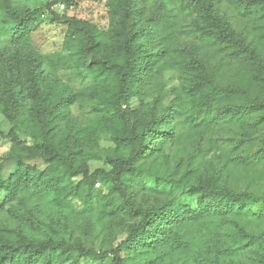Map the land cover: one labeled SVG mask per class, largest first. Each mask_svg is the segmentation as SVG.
I'll list each match as a JSON object with an SVG mask.
<instances>
[{
  "label": "trees",
  "instance_id": "1",
  "mask_svg": "<svg viewBox=\"0 0 264 264\" xmlns=\"http://www.w3.org/2000/svg\"><path fill=\"white\" fill-rule=\"evenodd\" d=\"M11 1L0 0V44L29 47L37 11L21 13L12 8ZM195 1L204 22L198 26V38L219 46L233 43L229 23L221 22L212 12L213 2ZM60 2L69 6L76 0ZM118 2L117 27L96 34L91 26L75 21L70 23L67 39L82 44L73 66L90 72L93 83L88 89L92 90L95 121L106 119L102 125L113 132L120 151L91 155L58 139L56 130L63 120L60 107L76 97L63 96L58 103L54 101L57 88L47 87V78L37 71L36 64L41 59L33 54L26 56L24 64L19 59L9 61L4 79V113L10 128L5 131L0 124V138L9 139L11 146L8 156L0 160V212L14 205L24 207L26 199L47 201L67 212L98 213L104 223L122 218L130 223L129 229L115 245L104 239L100 250L81 241L71 244L0 230V264H126L142 257H146L145 264H216L215 261L242 257L243 261L249 258L252 264H264V235L250 233L242 223L264 217V203L260 202L264 199L219 187L215 182L190 184L188 174L179 177L175 172L162 173L158 159L166 156H162L167 154L166 144L187 139L200 146L197 156H204L217 145V136L226 133L228 149L241 152L242 164L263 165L264 129L259 131L264 127V84L248 82L246 88L221 86L216 74L205 71L195 60L191 66L199 73L196 81L185 84L184 75H179V83L169 89L172 99L161 113L155 103L144 121L132 115L128 122L126 115L139 110L141 103L130 111L122 107L138 96L142 79L149 76L151 61L136 45V38L145 33V29H135L137 6L160 5L162 13L145 18V22L152 31L167 37L168 28L179 17L180 0ZM191 4L194 6L190 2L184 11L191 9ZM175 33L172 31V36ZM109 37L118 43L116 52L99 55L97 51ZM48 62L53 70L58 68L53 60ZM19 87L35 100L28 111H18ZM252 91L259 93L260 99L254 94L253 102L242 104ZM251 143L256 145L252 147ZM124 151L128 154L124 155ZM91 159L100 166L90 165ZM7 163L12 165L11 170H6ZM145 178L152 179L153 185H148ZM144 194L152 201H143ZM184 197H190L192 202L182 201ZM76 198L83 206L80 211L73 204ZM21 216L32 224L38 223L25 214Z\"/></svg>",
  "mask_w": 264,
  "mask_h": 264
},
{
  "label": "rangeland",
  "instance_id": "2",
  "mask_svg": "<svg viewBox=\"0 0 264 264\" xmlns=\"http://www.w3.org/2000/svg\"><path fill=\"white\" fill-rule=\"evenodd\" d=\"M211 1L214 8L213 14L221 22L229 23L232 29L234 42L227 46L224 44L219 46L198 38V26L204 22L195 0H180L179 17L176 24L168 28L167 37L158 35L155 30L152 31V27L145 22V18L162 13L160 5L155 4L152 8L149 6L145 8L138 4L135 29L138 32L145 29V33L136 38V45L142 47V51L150 57L151 61L148 63L149 76L142 79L138 96H134L128 106L122 107L123 111L128 107L130 111L141 103L139 110L135 109L134 113L126 115L128 122L132 120V115L140 122L144 121L151 109H154L155 103H157V112L161 113L172 99L169 89L179 83V75H184L185 84L196 81L199 73L191 66L195 60L204 66L205 71H213L221 86L246 88L248 82L264 84V0ZM190 2H193L194 6L191 4V9L184 11V7L190 5ZM11 6L21 13L37 12L34 14L29 47L19 43L0 44V124L4 130L7 131L10 128L4 113L7 104L4 94L6 85L4 79L8 75L7 63L19 59L24 64L26 56L33 54L38 60L41 59V62L36 64L37 71L40 76L47 78V87L54 85L57 88L54 101L58 103L63 96L76 97L69 105L60 107V118L63 120L59 124L60 128L56 130L57 138L83 148L91 155L120 151V143L115 141L113 132L102 125L106 119L101 118L99 122L95 121L96 114L92 113V90L88 89L93 83L90 72L85 68L78 69L73 66L78 58L76 57L78 47L82 44L67 39L70 23L75 21L91 26L96 34H101L105 30L110 32L117 27L120 23L118 0H76L69 6L60 0H12ZM172 31L176 32L173 36ZM117 48L118 43L114 37H109L102 42L97 53L99 55L115 53ZM90 55H95L94 51ZM48 60H53L58 68L53 70ZM17 90L18 111H28L35 100L26 89L19 87ZM254 94L260 99L259 93L252 91L242 104L248 105L253 102ZM263 129L264 127H261L259 133ZM217 137L218 142L215 148L201 157H198L196 153L200 146L190 139L166 144L164 152L167 154H162L166 156L158 158L161 161L160 171L164 174L175 172L179 177L188 174L190 184L215 182L219 187L253 193L264 199V163L258 167L242 164L239 161L243 156L241 152L228 149L229 143L226 141L229 135L221 133L222 138L220 135ZM255 145L256 143L252 144V147ZM10 146L9 139L0 138V160L8 156ZM123 154L128 153L124 151ZM88 163L92 166L101 164L93 159L88 160ZM11 169L12 165L7 163L6 170ZM144 180L148 185H153L152 179ZM179 191L178 195L181 189ZM143 201L151 202L152 198L144 194ZM182 201L190 203L192 199L184 197ZM25 202L24 207L14 205L0 212V230L13 231L21 237L48 238L71 244L81 241L88 247L92 246L100 250L104 239H107L109 245H115L117 240L125 237L130 226V223L122 218H115L104 223L98 213L84 214L71 210L67 212L54 207L47 201L26 199ZM260 202L264 203V200ZM73 204L79 211L83 207L77 198L73 200ZM21 214H25L26 217L38 223L32 224ZM242 223L250 233L264 235V217L253 221L245 219ZM145 258L128 260L126 264H145ZM242 258L236 261L215 262L216 264H252V261H248L249 258L244 261ZM262 262L260 261L261 264ZM92 264H99V262L94 261ZM163 264L182 263L168 261ZM187 264L196 263L187 261Z\"/></svg>",
  "mask_w": 264,
  "mask_h": 264
}]
</instances>
